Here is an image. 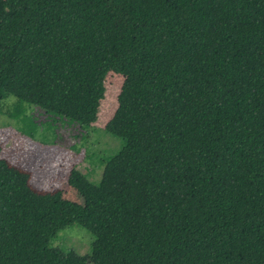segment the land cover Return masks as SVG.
I'll list each match as a JSON object with an SVG mask.
<instances>
[{"label":"trees","instance_id":"obj_1","mask_svg":"<svg viewBox=\"0 0 264 264\" xmlns=\"http://www.w3.org/2000/svg\"><path fill=\"white\" fill-rule=\"evenodd\" d=\"M107 74L123 144L83 204L0 157V264H65L51 240L73 223L108 264H264V0H0V101L22 134L33 106L93 124Z\"/></svg>","mask_w":264,"mask_h":264},{"label":"rangeland","instance_id":"obj_2","mask_svg":"<svg viewBox=\"0 0 264 264\" xmlns=\"http://www.w3.org/2000/svg\"><path fill=\"white\" fill-rule=\"evenodd\" d=\"M120 31L133 22L115 13ZM122 77L107 74L105 93L93 124L82 127L67 119L49 122L39 107H29L38 123L34 138L21 133L12 117L16 98L12 95L0 101V157L11 165L25 170L32 188L41 191L60 189L66 199L83 204L98 184L103 162L116 153L123 139L104 130L106 121L116 108V97ZM11 114V115H10ZM47 122L46 124H44ZM19 124L23 122L19 121ZM62 250H72L65 264H108L116 254L101 247L94 235L84 226L73 223L60 229L51 240Z\"/></svg>","mask_w":264,"mask_h":264}]
</instances>
